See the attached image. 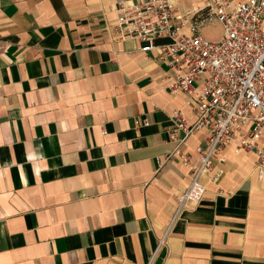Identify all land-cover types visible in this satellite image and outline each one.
I'll return each mask as SVG.
<instances>
[{
	"label": "crops",
	"instance_id": "obj_1",
	"mask_svg": "<svg viewBox=\"0 0 264 264\" xmlns=\"http://www.w3.org/2000/svg\"><path fill=\"white\" fill-rule=\"evenodd\" d=\"M137 1L0 0V264H264V181L235 143L174 220L192 177L166 161L171 115H197L160 51L110 35L116 5ZM171 1L186 33L207 13L208 0Z\"/></svg>",
	"mask_w": 264,
	"mask_h": 264
},
{
	"label": "built area",
	"instance_id": "obj_2",
	"mask_svg": "<svg viewBox=\"0 0 264 264\" xmlns=\"http://www.w3.org/2000/svg\"><path fill=\"white\" fill-rule=\"evenodd\" d=\"M115 9L118 17L110 35L120 42L140 41L142 52L160 51V60L173 73L170 93H185L197 115L192 123L179 110L171 115L175 148L166 161L179 158L192 177L178 198L174 220L202 202L209 181L221 178L216 162L233 143L256 155V173L264 181V0H208L207 13L191 17L188 33L187 18L171 0L119 2ZM213 21L222 27L219 40L200 31ZM136 124L146 127L150 122ZM196 132L204 137L194 157L183 145ZM164 243L162 239L159 247Z\"/></svg>",
	"mask_w": 264,
	"mask_h": 264
},
{
	"label": "rangeland",
	"instance_id": "obj_3",
	"mask_svg": "<svg viewBox=\"0 0 264 264\" xmlns=\"http://www.w3.org/2000/svg\"><path fill=\"white\" fill-rule=\"evenodd\" d=\"M221 31H222L221 28L220 29L219 28L218 29H214L212 32L209 30V33H206V37L211 39V38H213L215 36H218L219 39H220ZM219 39H217V40H219Z\"/></svg>",
	"mask_w": 264,
	"mask_h": 264
}]
</instances>
